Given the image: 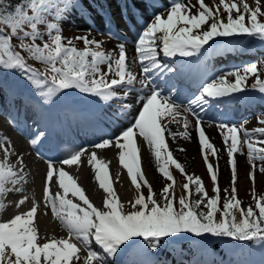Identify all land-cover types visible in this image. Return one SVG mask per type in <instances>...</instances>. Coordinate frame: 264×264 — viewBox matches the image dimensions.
Listing matches in <instances>:
<instances>
[{
  "label": "snow or ice",
  "instance_id": "obj_1",
  "mask_svg": "<svg viewBox=\"0 0 264 264\" xmlns=\"http://www.w3.org/2000/svg\"><path fill=\"white\" fill-rule=\"evenodd\" d=\"M198 3V10L193 12L194 0H170L169 6L154 11L150 20L135 29L133 37L111 27L112 17L108 15L105 17L108 36L120 42L105 48L104 40L90 36L91 29L71 37L62 34V22L72 12L91 18L95 0L89 5L83 0H0V98L10 100L6 115L12 125L10 128L0 125V264H165L162 253L168 251L187 256L185 264H264V194L253 189L255 207L242 204L237 195L235 155L242 154L246 144V162L251 165L247 175L255 182L257 168L264 173V112L257 116L258 124L252 128L237 122L219 125L231 181L230 193L224 189L222 206L218 163L214 165L209 160V150L212 155L219 150L202 123L205 110L215 99H232L242 89H258L264 101V78L260 75L264 68L258 67L264 65V59L219 70V75L214 71L186 106L177 105L171 92L164 95L159 84L153 82L159 74L172 71L161 54L172 57L177 53L183 56L203 53L214 37L232 34H246L250 42L264 43V18H261L264 0H254V4L249 0H219L216 11L205 0ZM220 5L226 16L221 14ZM151 6L159 7L155 3ZM77 40L85 46H78ZM126 42L134 45L133 53L127 51ZM32 59L42 62L46 69L41 71L30 62ZM253 75L252 83L248 84ZM133 92L138 96L130 102ZM80 94L90 95L78 99ZM113 99L119 103L112 104ZM141 102L137 111L134 103ZM179 107L190 113L194 121L178 111ZM70 110L110 123L115 131L105 133L94 146L62 152L63 160L43 154L44 212L50 206L67 234L41 235L39 200L34 191L30 206L20 210L29 200V195L23 193L28 191L26 181L30 179L32 166L13 139V133L36 123L35 130L28 133V145L39 148L48 137V122L59 120ZM29 111L33 113L31 120ZM177 117H183L180 136L190 135V125L198 133L213 181L211 193L202 176L193 177L186 172L169 149L165 132L177 136L170 127L178 122ZM144 142L151 148L159 172L171 181L158 190L159 199L141 167L140 149ZM111 145L118 147L119 162L127 168L135 186V195L130 200L120 197L107 161L98 157L97 149ZM84 154L88 155L95 179L103 190L100 204L66 170V166L79 165ZM36 155L41 156V152ZM257 160L261 161L259 165ZM170 165L187 178L179 195ZM193 182L194 189L190 188ZM32 183L35 184L34 179ZM193 190L199 198H191ZM214 238H229L225 240L232 254L228 259H215L211 247ZM198 253L211 254L213 259L201 260Z\"/></svg>",
  "mask_w": 264,
  "mask_h": 264
},
{
  "label": "bare ground",
  "instance_id": "obj_2",
  "mask_svg": "<svg viewBox=\"0 0 264 264\" xmlns=\"http://www.w3.org/2000/svg\"><path fill=\"white\" fill-rule=\"evenodd\" d=\"M132 1L134 4H136L138 7L141 8L142 3L140 2V0H132ZM186 1H188V0H186ZM100 2L105 3V5H109L112 9L114 7L112 0H97L98 4ZM249 2L254 4V0H249ZM135 15H136V13H135ZM151 18L152 17H150V19ZM96 27L100 28V24L97 23ZM138 27L140 28L141 26H138ZM84 31L85 30H83V32ZM212 41L216 42L217 40H214V38L212 40H210L208 42V43H211L210 48L206 46L205 51L203 53H193L190 56H183V55L177 53L172 57H167V56H164L163 54H161V57H164L168 60H170V58H176L179 60L187 59L188 64L193 69L198 70V68H196L195 65L198 62H201L202 57L205 55L204 53H206L207 51H218L220 48H222L224 46V43H225L224 40H219L218 45H217L216 43H213ZM110 44H111L110 45V47H111L112 45L117 44V42L114 40H110ZM241 45L244 46V44H241ZM131 52L132 53L134 52V45L133 44L130 45V47H129V53L131 54ZM137 71H139L138 62H137ZM197 92H195V94ZM246 92H247V90L246 91L241 90V93H243V94ZM88 95H90V94H80V96H78L77 98L79 99V98L83 97L84 99H87ZM137 96H138V93L133 92L131 94V96L129 97V101L130 102L135 101ZM232 99L238 101L241 104V106H243V107H247L250 105V101L240 100L239 95L233 94ZM220 100L223 101V104H225V102H227V100L231 101V99H226V98H220ZM111 103L116 104V103H119V101L113 99V101ZM139 106H142V104L137 105L134 103V107L136 108L137 111H138ZM184 115H187V114H184ZM187 116H188L189 120H192L189 117V115H187ZM211 116L212 115H210L209 117H211ZM213 116L215 117V119H217V120H214L216 123H208L207 122V123H204L203 126L205 127L206 133L209 135L210 139H212V141L220 148V150L222 151V154H225L226 153L225 152L226 146L222 142V132H221L219 125L222 122H227V121L229 122L230 120H233L232 117H234V116H232V115H229L228 117H226V116L220 117L219 115H213ZM177 121H178L177 123H172L170 125L171 131L176 132L177 136L172 137L171 134L168 131H166L165 132L166 141L171 139L175 143H179L180 145H182L183 148L181 150L179 149V147H177L176 151H172V152L176 158L182 157L183 159H181V160L183 162H188L189 158L187 157V154L192 153L194 151L195 147L197 150L198 133L194 128L192 131V127L190 125L188 128L190 135L187 137L180 136L179 132L183 131V117H177ZM0 125H3L4 127L10 128V124L8 122H5V121H0ZM35 125H37V124H35ZM20 137L21 136L17 132L13 133V139L16 141V143L20 147V149L25 151L26 156H27V162L32 166L29 169L30 179H29V181H26V188L28 191L26 193H23V194L29 195V200H28V202L25 203L24 207L20 210H26V208L28 206H30L31 193L34 191L37 199L39 200L38 226H39V230H40L41 235H44L46 233L49 235L54 234L57 236L66 235L67 234L66 230L61 227L59 220L52 214L50 206L48 208L47 213L44 212V205H43V198H42V179H43L44 163L38 162L35 158H32V156L29 155V153L27 152L26 145ZM79 147H84V146L81 145ZM149 149H151V148L147 145L146 142H144L141 145V149H140L141 167L144 170L146 176L150 179L151 182H153L154 181V170L152 169V167H151L152 164L148 159L154 157V155L152 154V150L150 152H148ZM184 149H186L185 154L182 153L183 152L182 150H184ZM90 150H91L90 148L86 149V153L90 152ZM118 151H119V149L115 145L107 146V147L102 148V149H97L98 157H103L108 163L109 174H110V177L112 178L114 187L116 188L118 194L120 195V197L122 199L130 200L135 186L131 182V178L128 175L127 168L124 165L120 164V162H119ZM177 156H179V157H177ZM13 162H14V159H13ZM66 170H69L73 176L77 177L78 182L81 183L86 188L87 192L90 193L91 198L93 199V201L95 203H97V204L102 203L103 190L99 187V183L95 179V171H94L92 165L89 164V162H88V155L87 154L82 155L81 162L79 165L73 164L72 166H66ZM33 171L35 172L34 176L32 175ZM201 171H202V169H201V167H199V172H201ZM117 176H118V178H117ZM33 179L35 181V184L32 183ZM4 215H5V218H7V213H5ZM215 254H217V257L222 258L224 253L218 248L215 251ZM209 260H211V258H209Z\"/></svg>",
  "mask_w": 264,
  "mask_h": 264
},
{
  "label": "rangeland",
  "instance_id": "obj_3",
  "mask_svg": "<svg viewBox=\"0 0 264 264\" xmlns=\"http://www.w3.org/2000/svg\"><path fill=\"white\" fill-rule=\"evenodd\" d=\"M184 2H188V1L184 0ZM238 2H239V0H238ZM194 3L196 4V7L192 8L193 12L197 11L199 8L198 0H194ZM205 3H207L213 9V11H216V6L219 4V0H205ZM220 8L222 10L223 6L220 5ZM75 12H77V11H75ZM221 14L226 16V12H224L223 10L221 11ZM261 18H264V14L261 15ZM78 19H80V18H78ZM70 20H71V16H70V18H68L67 20L62 22L64 25L62 34L65 37H71V36H75V35L79 34V31H76L77 26H74ZM90 36H93V35L90 34ZM94 37L104 40L106 42L104 44V47L110 48V45H111L110 44V38L108 37L105 30L96 32ZM233 37H239V38L241 37V38L246 39L244 41L250 42L249 38L246 34H232V37L229 40L234 41L235 38H233ZM214 38H222L223 39V37H221V36L214 37ZM235 41H237V39ZM76 44L80 47L85 46L83 44V41H81V40H77ZM127 48H128V46L126 45V49ZM127 51H128V49H127ZM34 61H36V60L32 59V62H34ZM38 64H39V68L42 71H44L47 67L42 62H38ZM104 67H106V65ZM258 67L264 68V65H258ZM260 75L262 76V78H264V71H262L260 73ZM231 78H234V76ZM253 79H254V75L250 76L248 78V84L252 83ZM242 90H245V91L247 90L246 93H244V94L241 93L239 95L242 97L251 98V97H255V96L260 95V92L258 89H252L249 87V88H245ZM178 111L184 112V108L179 107ZM188 114H190V113H188ZM189 117H191V119L194 121V117H192L191 114L189 115ZM202 122L213 123L212 121L207 120V119H203ZM243 123L245 124L246 127L252 128V127L257 126L258 120H257L256 116H253V117L250 116V118L247 119L246 121H244ZM192 131H193V127H192ZM241 135H242V133H241ZM167 143L169 145V149L172 151H176L177 147H179L180 150L183 148V147L182 148L180 147L181 145L179 143H175L171 139L167 140ZM197 145H198L197 150L195 147L194 151L192 153L187 154V157L189 158V159L187 158L188 162H183L181 160V159H183L182 157H180L178 159L182 162L186 172H188L190 175H192L193 177L195 175H201L202 176V179L205 182L206 188L211 193V190L213 187V181L210 179V174L207 170V165H206V162L204 160L199 142H197ZM217 148L219 150L217 155H212L211 150H209V160H211L214 165H217V163H218V168H217L218 182H219V185L221 188V192H220L221 202L220 203L222 206L223 199L225 198V195H226L224 189H228L229 193L231 191L230 165L228 163V156H227L226 149H225L226 153L222 154V151L220 150V148L218 146H217ZM185 150L186 149L182 150L183 154H185V152H186ZM150 151H151V149L148 150V152H150ZM235 155H236V158L238 160V180L236 182L237 195L241 199V202L245 207H247L249 204H251L253 207H255V199L252 195V190L255 189L257 194H264V173L260 172L259 168H257L256 176H255V182H253V180L247 175V173L251 170V165H250V162H246V157H247L246 144L244 145V152L242 154L236 153ZM177 157H179V156H177ZM152 158H149V159L147 158V159L151 162V164H152L151 167L154 170V181L152 183H153L155 189L157 190V199H159L160 197L158 195V190L162 187V185L164 183L171 182V181H169L167 178L163 177V175L158 170V164L156 162V159L155 158L152 159ZM256 163H257V165H259L261 163V161L257 160ZM199 167H201V169H202L201 172H199ZM170 169L173 171V175H174V178L176 181V191H177V195H179L180 191L182 190V184L184 182H186L187 178L184 176V174L179 169H176L174 165H170ZM190 188L194 189V182L190 183ZM144 191H145V193L147 192V186H144ZM134 195H135V188H134V191L132 193L131 199L134 197ZM191 198L197 199V198H199V194L195 193V191L193 190L191 193ZM201 207H205L204 204H202ZM205 210H206V208H205ZM257 211H258V209H257ZM220 246H223V244H217L214 247H212V249L215 250L216 248H219ZM186 247H187V245H186Z\"/></svg>",
  "mask_w": 264,
  "mask_h": 264
}]
</instances>
